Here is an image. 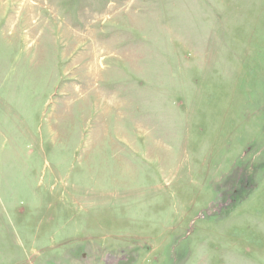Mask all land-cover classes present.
Here are the masks:
<instances>
[{
	"label": "rangeland",
	"instance_id": "1",
	"mask_svg": "<svg viewBox=\"0 0 264 264\" xmlns=\"http://www.w3.org/2000/svg\"><path fill=\"white\" fill-rule=\"evenodd\" d=\"M0 264H264V0H0Z\"/></svg>",
	"mask_w": 264,
	"mask_h": 264
}]
</instances>
